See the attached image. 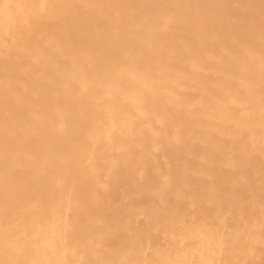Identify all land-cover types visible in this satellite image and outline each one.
Masks as SVG:
<instances>
[{
    "label": "bare ground",
    "instance_id": "1",
    "mask_svg": "<svg viewBox=\"0 0 264 264\" xmlns=\"http://www.w3.org/2000/svg\"><path fill=\"white\" fill-rule=\"evenodd\" d=\"M3 4L0 260L7 165L25 264H264L260 0ZM126 53L133 68L97 74Z\"/></svg>",
    "mask_w": 264,
    "mask_h": 264
},
{
    "label": "snow or ice",
    "instance_id": "2",
    "mask_svg": "<svg viewBox=\"0 0 264 264\" xmlns=\"http://www.w3.org/2000/svg\"><path fill=\"white\" fill-rule=\"evenodd\" d=\"M12 6L9 4H3L0 6V11H3L4 14H8L9 9ZM43 8H51V9H60V8H67L72 9L74 13L78 16L85 17L87 16L86 8L88 6L86 5H48V6H41ZM145 8H150L154 6L145 5L140 6ZM172 7H181V6H172ZM185 7H194L197 9L208 7V6H202V5H189ZM250 9H255L256 5H248ZM260 9V28H261V38L262 43H264V0H260L259 4ZM201 22L203 24H207V18L203 15L200 17ZM149 21L150 17L145 16L142 19L140 27L144 29L149 28ZM255 23V16L250 15L248 18H246L245 21L241 23L238 29V36L236 40L234 41L236 45H240L243 43L244 38L248 35L250 27L254 25ZM137 60V56L132 53H126L123 56H121L119 59H114L113 61H110L106 65H101L97 70V74L101 75L104 80L107 81H114L115 75L126 68H133ZM261 65L264 67V47H262L261 50ZM133 75L138 79H145L146 74L140 73V72H133ZM114 85H109L110 90ZM261 103L262 107H264V78H262V84H261ZM9 147L6 143L5 145V154L6 159L9 154ZM17 175V173L10 169L7 165L5 168V201H4V219L6 223V228L3 234V250L5 253V259L0 260V264H25L24 261H21L17 259V256L21 252H27V247L24 243V240L21 239V237L18 235L17 231L12 230L11 228L7 227L8 224L11 223L13 220V213L15 211V204L14 201L17 199H20L22 197V193L20 191L16 192H10L9 191V178L12 176ZM262 210H264V200L261 202ZM140 215L139 213L137 214ZM156 216L152 212H145L144 218L137 224V229H140L144 226H147L148 228H151L156 221ZM133 242L135 244H138L139 246L143 245V235L140 232H132L131 233ZM11 257V258H9Z\"/></svg>",
    "mask_w": 264,
    "mask_h": 264
}]
</instances>
